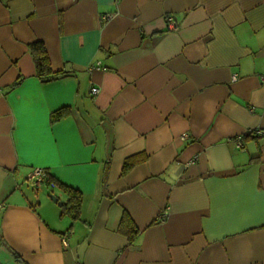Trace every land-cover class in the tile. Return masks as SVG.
Segmentation results:
<instances>
[{
  "label": "crops",
  "instance_id": "0c3cea01",
  "mask_svg": "<svg viewBox=\"0 0 264 264\" xmlns=\"http://www.w3.org/2000/svg\"><path fill=\"white\" fill-rule=\"evenodd\" d=\"M0 203V264H264V0H0Z\"/></svg>",
  "mask_w": 264,
  "mask_h": 264
},
{
  "label": "trees",
  "instance_id": "16d2710c",
  "mask_svg": "<svg viewBox=\"0 0 264 264\" xmlns=\"http://www.w3.org/2000/svg\"><path fill=\"white\" fill-rule=\"evenodd\" d=\"M29 51L35 64L36 75L38 76V78H40V80H42L43 82H48L62 75L61 71H53L51 69L45 47L41 41L31 43L29 45ZM69 112L70 110L67 107H62L52 112L50 115V122L54 123L59 121L60 119L66 117ZM138 159L139 158H137L136 156L126 158L122 164V174L126 173L130 168H132V166L137 162ZM46 175L47 184L52 183L54 185H57L58 188H60L68 196L67 201L60 207V214L68 215L73 220L79 218L82 194L72 187L59 183L58 181L53 179L47 172ZM118 230L124 233L128 237L129 241H133L138 234V229L134 226L133 221L125 211H123L122 213ZM12 256L18 264H28L24 259H22L19 254L14 251H12Z\"/></svg>",
  "mask_w": 264,
  "mask_h": 264
},
{
  "label": "built area",
  "instance_id": "2783aa9c",
  "mask_svg": "<svg viewBox=\"0 0 264 264\" xmlns=\"http://www.w3.org/2000/svg\"><path fill=\"white\" fill-rule=\"evenodd\" d=\"M109 17H110L109 15H105V16H103V19L105 20ZM166 23H167L166 24L167 29H171L174 26V17L170 14L167 15L166 16ZM93 68L100 69L101 68L100 63L97 62L95 65H91L90 69H93ZM98 92H99L98 87H96V86L91 87V89H90L91 95H96ZM252 132L253 131H248L245 134H249ZM243 136L244 135H239V136L235 137V139H234L235 145L239 149H243V147H244ZM185 138H186V135H183L182 139H185ZM46 177H47V175H46V171L44 169L39 168V167H34L31 170V172L28 174L27 182H29L34 188H37L38 186L45 184L47 182ZM0 207H2V203H0ZM164 216H165L164 214L161 215V217H164Z\"/></svg>",
  "mask_w": 264,
  "mask_h": 264
},
{
  "label": "water",
  "instance_id": "95a60500",
  "mask_svg": "<svg viewBox=\"0 0 264 264\" xmlns=\"http://www.w3.org/2000/svg\"><path fill=\"white\" fill-rule=\"evenodd\" d=\"M50 198H51L54 202H57L56 197H54L53 195H50ZM58 204H60V203L58 202Z\"/></svg>",
  "mask_w": 264,
  "mask_h": 264
},
{
  "label": "rangeland",
  "instance_id": "374dc122",
  "mask_svg": "<svg viewBox=\"0 0 264 264\" xmlns=\"http://www.w3.org/2000/svg\"><path fill=\"white\" fill-rule=\"evenodd\" d=\"M50 194V193H49Z\"/></svg>",
  "mask_w": 264,
  "mask_h": 264
}]
</instances>
